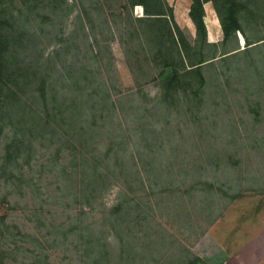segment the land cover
<instances>
[{
	"label": "trees",
	"instance_id": "1",
	"mask_svg": "<svg viewBox=\"0 0 264 264\" xmlns=\"http://www.w3.org/2000/svg\"><path fill=\"white\" fill-rule=\"evenodd\" d=\"M191 1L188 13L195 24V38L199 41L198 44L185 35L184 29L175 19L173 6L168 0H127L124 4L130 8L137 5L143 8V15L134 17L132 13L129 14L128 24L132 26V33L138 38L141 36V40L144 39V45L140 48L153 55V58L160 62V66H163L157 76L152 78L160 87L159 98H154L155 104H151L150 99L140 89L137 94L126 95L128 107L131 106L133 109L137 107L145 112L158 109L177 111V107L185 103V110L189 115H196L203 103V97L208 93V77L220 79L221 73L226 77L212 83L215 87L214 90L211 87V95H221V92H225V88L230 85L231 76L224 70H218L219 66H215V60L222 59L226 64L229 53L235 51L230 54L235 55L239 48L237 33L243 36L244 50L247 51L253 50L252 48L258 46L259 42L264 41L260 27L264 24V0ZM209 2H212L220 21L224 36L221 43L223 50L219 48V43L211 42L208 38L205 5ZM74 7L75 4L70 3V0H0V199H9L17 192L24 197L29 190L33 197L39 198L33 205L32 214L34 216L42 214L44 202L52 197L41 191L43 187L38 186L40 177L36 178L31 174L32 178L25 182L26 173L35 171L33 163L39 161L41 151L55 145V150L49 157L51 160L47 159L45 163H41L39 172L43 176L48 175L49 170H58L60 178H63L58 185L59 205L67 208L75 206L79 211L74 217L68 215L64 222L49 223L48 232L54 234L53 240H60L63 243L71 240L79 250L78 264H149L144 258L146 260L153 252L151 238L154 226L150 211L139 208L141 206L139 198L145 201L142 193L132 196L120 189L118 202L114 206L103 210L101 208L104 206L103 201L98 203L108 192L111 184H114V180L109 178V172H113L109 167L115 169L116 166V173L121 177L124 169L122 162L119 161L123 160L124 155L130 158L128 151L121 150L118 146L121 143L118 141L119 135L110 134L104 128L105 120L115 112V108L124 107L121 105V96L113 100L104 88V82L97 78V68L92 66L94 62L89 59L88 54L89 51L92 53L94 51L90 42L87 43L88 52L85 51L87 57L84 56L85 60L89 59L88 64H84L80 58H70L73 48L81 57V49L80 42L74 47H70L68 43H73L78 37L83 39L86 34L84 32L80 34L83 26L75 28L74 19L78 18V15L72 19L73 30L69 29L66 18L72 14ZM60 16L63 18L59 19ZM31 17L44 19L49 17L53 21V28L56 23L59 26L58 31L49 36V44L52 46L61 44L58 49L53 47V52L63 51L61 66L57 64L58 60L54 59L56 55H45L48 46H44L41 40L46 37L41 28L45 24L44 21L32 25L29 23ZM114 23L117 24L116 21ZM38 26L41 30H38ZM246 27L253 29L254 33L250 34ZM233 37L237 40V47L235 45L230 49L228 43ZM251 67H254L257 75L259 66ZM231 68L227 66L228 70ZM206 70H213V76H208ZM258 87L256 96L258 103L262 105L263 81H259ZM245 95L247 100L251 91ZM248 105L251 108V104ZM255 115L256 121H259L260 112L255 111ZM195 119L198 120V116ZM220 137L223 140H220ZM238 137L243 139L242 135ZM199 138L205 139L207 145L211 146H208L207 150L208 159L221 157L220 160L225 161V158H228L229 168H235L236 165L240 167L241 160H234L236 156L232 151L230 154L223 134L218 137L202 132ZM75 140L79 141L77 145L74 143ZM103 142L104 146L101 145ZM98 147H103V150L93 153V149ZM69 149L72 166L57 165L61 158L68 160V154L64 156L61 152L67 150L69 153ZM54 156L56 159H52ZM149 156L150 153L146 157V163L152 168L153 159ZM117 165L121 166V170ZM101 166H105L108 173L103 174ZM218 167L217 165V169ZM163 171L168 169H161L157 173L161 174ZM78 173L80 178H83L80 181L76 178ZM129 174H127L129 183L130 179L141 180V176L135 175L128 178ZM139 184L143 195L148 197L152 193L149 191L152 185L145 187ZM205 184V180L194 182L188 191L203 192ZM208 186L212 187L213 184ZM163 190L171 191L168 187ZM149 200L150 198L146 199ZM82 201L90 206V210L99 207L103 211L99 219V228L91 222L83 223L82 216L89 211L84 209ZM143 205L146 208L153 207L149 202H143ZM5 218V215L0 216V264H6L8 257L6 253L8 254L9 250H5L4 246L10 241L15 242L13 249H21L17 241L21 234L18 225H13L17 232L11 231L12 225L8 224ZM43 219L46 220L44 217ZM101 225L107 227L118 239L112 250L109 249L107 244L109 238L104 236ZM34 238L39 244L43 241ZM157 240L166 250H160L161 259L159 257L160 260L153 261V264L174 262L170 261V258L178 252L167 245V242H170L169 235ZM176 262L174 263L207 264L204 259L188 249Z\"/></svg>",
	"mask_w": 264,
	"mask_h": 264
},
{
	"label": "rangeland",
	"instance_id": "2",
	"mask_svg": "<svg viewBox=\"0 0 264 264\" xmlns=\"http://www.w3.org/2000/svg\"><path fill=\"white\" fill-rule=\"evenodd\" d=\"M188 1L169 0V3L174 10L177 8L179 21L178 19L176 21L184 29L185 35L195 42L194 22L190 18L188 26L184 23L185 19L189 20ZM70 3L75 4V7L72 14L66 18L69 29L73 30L72 19L78 15V18L74 19L75 28L83 26L80 34L83 32L87 34L83 39L78 37L73 43H68L70 47H74L80 42L81 49V57L73 48L70 58H80L84 64H88L89 59L93 60L92 66L97 68V78L104 82L103 86L113 100L121 96V105L124 107V109L115 108V112L105 120L104 128L110 134L119 135L117 137L121 143L118 146L121 150L126 149L130 158L124 155L123 160L119 161L122 162L124 169L121 177L116 173V166L115 169L109 167L113 170L112 173L109 172V178L114 180V184H111L108 192L98 201L104 203L101 208L105 210L114 206L118 202L120 189L132 196L142 193L145 201L139 198L141 204L139 208L150 211L154 226L151 238L153 252L146 260L144 258L149 264L160 260V250H166L157 240L164 235H169L170 242H167V245L181 254L170 258V261L175 263L188 249L204 259L207 264H249L250 239L264 233V96L262 105L258 103L256 96L259 81H263L264 84V41L259 42L258 46L252 48L253 50L247 51L244 50L243 36L237 33L239 48L235 55H230L235 51L230 52L226 57L228 58L226 64L222 59L215 60V66H219L217 69L224 70L231 76L230 85L225 88V92H221V95H211L212 83L226 77L223 73L220 79L208 77V93L203 97V103L196 115H189L185 110V103L179 105L177 111L158 109L145 112L137 107L136 110L131 106L128 107L126 95L137 94L142 89L151 104H155L154 98H159L160 87L152 78L157 76L163 66H160V62L156 61L153 55L140 48L144 45V39L141 40V36L138 38L132 33V26L128 24L129 14L132 13L134 17L143 15V8L124 6L127 0H70ZM61 18L63 16L59 17ZM205 20L209 40L219 43V48L223 50L221 43L224 36L212 2L206 4ZM39 21L45 23L41 26L45 32L43 35L46 36L41 40L44 46H48L45 55H56L54 59L58 60L57 64L60 65L64 56L63 51L53 52V47L58 49L61 44L58 46L49 44V36L58 31L59 26L56 23L53 28V21L49 17L46 19L31 17L29 23L36 25ZM39 27L38 30H41ZM260 27L261 35L264 36V24ZM246 28L250 34L254 33L253 29ZM88 42L93 47V53L88 52ZM198 43L197 40L195 44ZM235 45L237 47V40L233 37L228 47L231 49ZM85 51L93 57L85 60ZM227 66L232 68L228 70ZM237 66L240 68H236ZM251 66H259L257 75L254 67ZM205 73L213 76L214 71L206 70ZM249 90L251 95L246 100L245 94ZM144 99L142 96V100ZM248 104H251L253 110ZM254 110L260 112L259 121H256ZM196 116L198 120L195 119ZM202 132L218 137L223 134L224 141L230 148V154L232 151L236 156L234 160H241L240 167L236 165L235 168H229L228 158H225V161L220 160L221 157L208 159L206 156L209 145L205 139L199 138ZM238 135H242L243 139L241 140ZM219 139L223 140L221 137ZM74 143L77 145L79 141L75 140ZM101 145L104 146L105 142ZM102 148L93 149V153L101 152ZM54 150L55 145L41 151L39 161L33 163L35 171L26 173L25 182H28V178H32L31 174L36 178L40 177L38 186H42L41 191L52 197L44 202L42 214L39 216L32 214L33 205L39 198L33 197L29 190L24 197L17 192L9 199H0V216H6V222L12 225L11 231L17 232L13 225H18L21 232L17 237L20 250L13 249L15 242L12 241L4 246L5 250H9V255L6 253L8 256L6 264H78L79 262V250L71 240L65 243L60 240L54 241V234L48 232L50 222L53 224L64 222L68 215L74 217L79 211L75 206L67 208L59 205L58 185L63 178H60L58 170L50 171V167H47L48 175L43 176L39 172L40 164L45 163L47 159L51 160L49 157ZM70 151L69 149V153L67 150L61 152L64 156L68 154V160L61 158L56 164L72 166ZM148 153H150L149 158L153 159L152 168L146 163ZM104 167L101 166L103 174L108 173V169ZM165 168L168 171L157 173ZM118 169L121 170V166H118ZM127 174H129L128 178L133 175L141 176V180L130 179L129 183ZM76 178H79L77 181L83 179L80 178L79 173ZM202 180L206 182L203 192L188 191L192 183ZM139 183L145 187L152 185L149 189L152 193L148 197L143 195ZM209 184L213 186L209 187ZM166 187L171 191H164ZM147 198L150 200L146 201ZM82 202L84 209L89 211L82 216L83 223L91 222L99 228V219L103 211L99 207L90 210V206L85 201ZM143 202H149L153 207L146 208ZM101 227L104 236L109 238L107 244L112 250V247L117 245L118 239L107 227L103 225ZM34 237L43 241L39 244ZM262 237L260 240L264 241ZM261 241L260 244H264ZM263 244L258 246L260 250H264ZM174 262L169 264H175Z\"/></svg>",
	"mask_w": 264,
	"mask_h": 264
},
{
	"label": "crops",
	"instance_id": "3",
	"mask_svg": "<svg viewBox=\"0 0 264 264\" xmlns=\"http://www.w3.org/2000/svg\"><path fill=\"white\" fill-rule=\"evenodd\" d=\"M190 3H191V0L188 1V5H187V10L188 11H189V8H190ZM205 8H206V5H205ZM174 13H175L174 15L176 17L175 19L176 20L178 19V21H179V18L177 16L178 15L177 8L174 10ZM187 17H188L189 20L185 19L184 23H185V25L188 26L189 25L188 24L189 23L188 21H190V17H189V14L188 13H187ZM260 236L261 237L263 236L262 238L264 240V233L262 235H260ZM260 236L257 235V236H254V237H252L250 239L251 240V243L248 246V255L250 257L251 262H249V264H264V250H260L258 248V246H261L263 244V243L260 244V241L262 240ZM261 242H264V241H261Z\"/></svg>",
	"mask_w": 264,
	"mask_h": 264
},
{
	"label": "bare ground",
	"instance_id": "4",
	"mask_svg": "<svg viewBox=\"0 0 264 264\" xmlns=\"http://www.w3.org/2000/svg\"><path fill=\"white\" fill-rule=\"evenodd\" d=\"M138 6V5H137ZM143 10V9H142Z\"/></svg>",
	"mask_w": 264,
	"mask_h": 264
}]
</instances>
